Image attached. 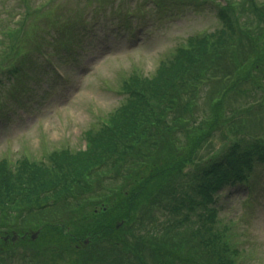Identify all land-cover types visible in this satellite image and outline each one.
<instances>
[{"label": "trees", "instance_id": "trees-1", "mask_svg": "<svg viewBox=\"0 0 264 264\" xmlns=\"http://www.w3.org/2000/svg\"><path fill=\"white\" fill-rule=\"evenodd\" d=\"M102 1L123 20L133 4L175 12L165 3L210 0ZM213 1L218 25L187 35L149 73L123 75L120 100L83 131V147L0 157V233L43 226L36 239L1 240L0 264H246L212 203L223 183L264 168V0ZM68 3H2L0 86L8 75L29 89L36 66L53 70L54 46L76 54L98 16L73 18ZM216 135L218 157L204 161L198 150Z\"/></svg>", "mask_w": 264, "mask_h": 264}, {"label": "rangeland", "instance_id": "rangeland-1", "mask_svg": "<svg viewBox=\"0 0 264 264\" xmlns=\"http://www.w3.org/2000/svg\"><path fill=\"white\" fill-rule=\"evenodd\" d=\"M68 1L66 8L73 18L82 11H91L93 6L97 13L104 8L102 0ZM2 3L5 7L18 6V0H0V7ZM176 6L171 2L164 5V9L177 8L180 12L176 15L157 13L153 8L135 11L134 26L142 29L134 33L123 28L121 21L119 28L102 20L107 27L87 36L80 53H72L73 46H54V55L65 71L64 79L56 77L49 65H38L31 72L33 80L28 82L32 87L24 91L22 80L8 84L6 75L0 87V157L14 162L21 154L38 158L52 148L84 144L82 132L120 100L117 90L123 75L134 69L149 73L159 57L188 34L211 30L219 23L213 0ZM41 19L42 16L35 22ZM65 52L75 58L61 61L59 55ZM207 87L208 83L201 86L200 97ZM204 105L209 112L206 100ZM218 145L220 138L216 135L201 150L202 155L206 158ZM191 165L189 160L183 168ZM252 176L244 186L223 187L216 206L224 221L232 220L236 244L244 246L243 261L264 264V169L256 168Z\"/></svg>", "mask_w": 264, "mask_h": 264}, {"label": "water", "instance_id": "water-1", "mask_svg": "<svg viewBox=\"0 0 264 264\" xmlns=\"http://www.w3.org/2000/svg\"><path fill=\"white\" fill-rule=\"evenodd\" d=\"M33 236H34V234H33ZM12 238L14 239L15 238V235Z\"/></svg>", "mask_w": 264, "mask_h": 264}]
</instances>
